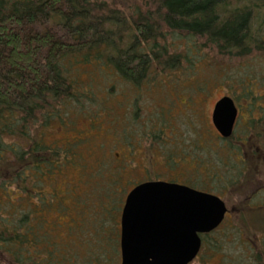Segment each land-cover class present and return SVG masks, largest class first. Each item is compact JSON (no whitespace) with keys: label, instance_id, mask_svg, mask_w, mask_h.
Returning a JSON list of instances; mask_svg holds the SVG:
<instances>
[{"label":"trees","instance_id":"1","mask_svg":"<svg viewBox=\"0 0 264 264\" xmlns=\"http://www.w3.org/2000/svg\"><path fill=\"white\" fill-rule=\"evenodd\" d=\"M263 24L264 0H0V264H100L103 258L94 255L103 243L82 260L67 258L74 254L75 235L67 223V197L76 179L61 181L74 170L67 161L77 157L76 146L67 137L60 144L47 140L56 124L70 131L74 112L93 117L91 111H78L80 103L99 99L91 75L84 85L79 73L103 75L106 67V85L99 89L107 98H112L106 93L109 80L110 85L117 79L154 87L177 62L169 37L197 39L224 56H243L262 37L255 25ZM154 73L159 74L155 81ZM257 81L233 82L228 95L264 97V84L259 87ZM164 121L161 116L156 123L162 127ZM101 164L90 166L87 174L89 203L100 186L110 202L123 191L124 172L115 169L104 180L94 171ZM118 203L108 213L119 214ZM259 225L255 217L251 228L230 233L231 241L248 245L243 264H264ZM112 229L117 238L119 230Z\"/></svg>","mask_w":264,"mask_h":264},{"label":"rangeland","instance_id":"2","mask_svg":"<svg viewBox=\"0 0 264 264\" xmlns=\"http://www.w3.org/2000/svg\"><path fill=\"white\" fill-rule=\"evenodd\" d=\"M109 3L111 4L112 1ZM255 26L258 30L263 28L262 31L260 30L261 33L258 30L256 32L257 36L259 35L262 37H260V40H256L257 43L251 45L248 54L243 56H224L220 54L216 48L206 47L202 41L197 39H176L169 37L170 45L171 43H175L173 50L169 52L172 57H176L177 62L173 69L166 68V71L159 76L156 86H150L149 89L146 88V95L149 99L141 96L135 97L137 108H142L141 117H150L148 121L151 120V122L160 120L161 115L165 121H172L171 119L175 118L173 123H176L179 129H184L188 127V122L190 120L184 117L179 118V115H182L180 111L184 99L178 92L182 93L187 98L195 95L201 112L204 111L209 113L212 111L216 100L220 99L222 95L231 93L232 90L229 86L233 85V82L238 85L247 78H258V86H262L264 84V24L261 25V27H259V25ZM102 72L103 75H98L97 73L91 74L90 72H81L78 75L79 78L84 81V85H87L88 77L91 75V84L95 94L102 100L98 99V101L96 100V102L92 103L86 101L80 103V105L84 106H82V108L79 106V110L71 106L73 110H81L82 112L91 111L94 113L93 117L89 119L86 116L75 115L78 113L73 111L74 114L71 117V124L69 125L70 131L67 127L66 129H60L61 125L56 124L50 129L47 140L49 143L59 141L60 144L65 143L64 140L68 138L69 140L71 139L69 145L76 146L75 154L77 157L72 161H67V167H74V170H68L67 180L61 181L68 182L75 179V181H77L81 176L79 183L72 181L74 182L72 192L70 198L67 197V223L75 234L71 242L72 245L70 246L74 254L70 256L67 255V258L70 259L71 256H73L82 260L88 254V251L94 249L96 245L103 243L101 246L104 247H98L99 250L97 253H94V255L100 257L102 255L103 258H100V264H121L120 219L124 206V199H126L125 197L132 185L125 183V179L128 180L129 176L128 153L123 149H117L115 141H117L118 133H121V136L124 138L122 141L120 136H118L120 141L124 144L128 143L129 125H127L128 116L126 117V115L128 111L126 113V107L133 95V91L130 89V84L132 83L128 81L124 83L116 81L117 79H115V85H110L113 81L109 80L106 93L112 98H107L105 92L99 88L102 85H106L102 82H105L103 79L105 75L108 74V69L103 67ZM149 74L153 75L152 72ZM158 75L159 74H155L151 77V80L155 81L158 79V77H156ZM193 84L198 86L201 85L202 88L200 89L199 87L198 94L194 92V90L197 89L192 87ZM137 88L140 89L141 86L139 85ZM104 99H106V102ZM195 107L197 108L196 105ZM158 111L161 113L160 116L156 115ZM141 117L139 115L135 121H138V118L141 119ZM202 120H204V118ZM131 121L133 123V120ZM239 131L240 128H238V133ZM79 150L84 156L88 157V159L82 157L78 152ZM117 153L123 154L122 163H120V168H122L124 172L122 173L123 191L117 194L114 202H110V198H105L102 194L100 180H98L97 185L100 186V188H98L99 191L93 194L92 202L89 203L88 199L90 198L88 197L90 193L86 186L89 182L87 174L90 171V166L94 167L97 163L102 162V169L96 167L94 171H97L98 176L103 173V179L107 180L108 173L113 175V172H115L116 160L118 159ZM202 153L204 154L205 152L202 151ZM172 168H176V166ZM156 169L159 174H164L165 172V168L157 166ZM119 171H121V169ZM225 185L226 183L218 182L214 185V189L215 191L222 190ZM80 198H82V200ZM118 198H123L121 203L119 202L120 200L118 201L119 203L117 202ZM112 203H118L116 206L117 209H120L119 205L121 206L120 213H115L117 216L107 211V209L111 208ZM102 208L105 209L106 214L103 213L104 210H101ZM115 211L119 212V210L116 209ZM113 217L115 220L118 219L117 224ZM113 227L119 230L117 238L116 234L114 236L115 231L112 229ZM230 233L235 235L232 229L223 226L219 231L212 234L211 237L206 240L209 247H207L205 252L203 251L201 257L192 264H224L225 262L229 264L246 263L248 255V250L246 248H248V245L240 240L231 241ZM116 239L119 240L117 243L118 251L114 254L111 248L115 245ZM221 242H224L223 246H221ZM82 263L83 262H81V264Z\"/></svg>","mask_w":264,"mask_h":264},{"label":"flooded vegetation","instance_id":"3","mask_svg":"<svg viewBox=\"0 0 264 264\" xmlns=\"http://www.w3.org/2000/svg\"><path fill=\"white\" fill-rule=\"evenodd\" d=\"M192 87L197 89L194 92L198 94L199 86L193 84ZM146 88L149 89L148 83L140 89L135 83L130 84L133 95L126 107L128 143L120 141L118 136L122 141L124 138L121 133L115 141L117 149L128 153L129 176L125 183L132 185L128 194L144 183L166 182L222 200L226 207L224 220L213 232L200 235L201 249L195 261L207 249L204 247L206 240L223 226L245 230L246 227L251 228L254 218L258 217L259 227L264 230V97L243 95L233 98L225 94L214 102L212 111L206 113L199 109L195 95L187 98L177 91L184 99L179 118L190 120L187 128L179 129L173 123L175 118L164 121L159 127L156 121L154 124L148 121L150 117H141L142 108H137L135 97L146 98ZM224 97L231 98L238 110L229 138L222 137L213 122L215 107ZM160 114L158 111L156 115ZM139 115L141 119L135 121ZM116 155L118 159L114 168L119 173L120 169L123 171L120 168L123 154ZM157 166L165 168L164 174L157 172ZM218 182L226 183L223 191H215L214 185Z\"/></svg>","mask_w":264,"mask_h":264},{"label":"water","instance_id":"4","mask_svg":"<svg viewBox=\"0 0 264 264\" xmlns=\"http://www.w3.org/2000/svg\"><path fill=\"white\" fill-rule=\"evenodd\" d=\"M238 110L229 97L216 105L213 122L224 138ZM226 207L218 197L166 182H148L127 196L121 216V264H191L201 234L216 230Z\"/></svg>","mask_w":264,"mask_h":264}]
</instances>
